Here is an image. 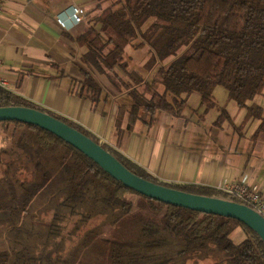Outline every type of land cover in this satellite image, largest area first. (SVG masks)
<instances>
[{
    "label": "trees",
    "instance_id": "trees-1",
    "mask_svg": "<svg viewBox=\"0 0 264 264\" xmlns=\"http://www.w3.org/2000/svg\"><path fill=\"white\" fill-rule=\"evenodd\" d=\"M87 23L73 38L84 48L74 92L97 102L104 90L99 77L107 79L131 99L129 128L156 111L182 116L192 93L205 113L217 106L213 91L222 85L246 107L240 126L259 119L257 131L264 130V109L247 104L264 88V0H95ZM144 46L145 73L129 69L127 48ZM0 106L44 111L98 141L80 124L2 87ZM226 118L222 107L215 123ZM104 148L146 180L240 202L208 185L163 181ZM237 228L244 233L239 242L230 237ZM0 239L7 243L0 264H264V241L245 223L139 194L54 133L16 120L0 122Z\"/></svg>",
    "mask_w": 264,
    "mask_h": 264
},
{
    "label": "crops",
    "instance_id": "crops-1",
    "mask_svg": "<svg viewBox=\"0 0 264 264\" xmlns=\"http://www.w3.org/2000/svg\"><path fill=\"white\" fill-rule=\"evenodd\" d=\"M94 2L1 0L0 80L8 85L0 87L80 124L100 144L117 149L163 181L222 189L245 178L264 197V130L257 131L259 119L241 127L245 111L236 113V104L224 103L230 123L216 124L218 112L212 108L203 113L198 105L194 118L185 110L182 116L156 111L152 120L147 115L129 128L131 99L107 79L99 77L104 90L97 102L74 92L83 78L79 56L84 48L73 38L88 24ZM73 5L86 12L80 23L70 17ZM120 106L126 109L121 112ZM236 124L240 125L235 129ZM238 229L236 242L244 238Z\"/></svg>",
    "mask_w": 264,
    "mask_h": 264
},
{
    "label": "water",
    "instance_id": "water-1",
    "mask_svg": "<svg viewBox=\"0 0 264 264\" xmlns=\"http://www.w3.org/2000/svg\"><path fill=\"white\" fill-rule=\"evenodd\" d=\"M16 120L34 124L67 141L135 192L167 204L235 218L253 228L264 241V217L243 203L192 194L146 180L122 165L104 145L54 116L25 106H0V122Z\"/></svg>",
    "mask_w": 264,
    "mask_h": 264
},
{
    "label": "rangeland",
    "instance_id": "rangeland-1",
    "mask_svg": "<svg viewBox=\"0 0 264 264\" xmlns=\"http://www.w3.org/2000/svg\"><path fill=\"white\" fill-rule=\"evenodd\" d=\"M128 51V54L130 55V58H128V68L129 69H136L142 73H145L144 70H143V64L144 62L146 61L147 57H148V50H147V47L144 46L142 48H132V47H128L127 49ZM127 55V54H126ZM128 56V55H127ZM144 58V60H142ZM173 59L172 56L168 57L167 59H165L163 61L164 64H166L167 62L171 61ZM143 61V62H142ZM156 74L155 71L149 73L148 75V79L151 81L154 77V75ZM159 91L162 92L163 91V86L160 85L159 86ZM213 94H214V97L216 99V102H217V106L214 107L212 110H216L218 112V115H217V118L219 116V113H220V110L222 107L225 108V105L224 103L226 101H228V105L227 107L229 106V104H236L235 101L233 99H230L227 95V91L226 89L222 86V85H218L214 88V91H213ZM189 104L184 108L185 112L189 114V116L191 118H194L196 117V113H195V107H197L198 105L202 108V110H204V108L200 105V99H199V95L198 93H192L191 95H189V98H188V101H187ZM227 103V102H226ZM251 103H255V104H258V105H261V106H264V88L262 90L261 93L259 94H256L252 99L248 100L247 101V104L250 105ZM237 106V105H236ZM238 110L236 111V113H238L240 115V110H243V112L245 111L246 112V107H238ZM226 109V108H225ZM209 110H207L208 112ZM228 112V111H227ZM229 114V113H228ZM241 117V116H240ZM245 117V113H244V116L242 118V120L244 119ZM241 119V118H240ZM230 120H231V117H230ZM230 120L229 119H224L222 122H225V121H228L230 123ZM236 119L232 118V121L234 122ZM241 120V121H242ZM237 125V124H236ZM240 125V124H239ZM237 125V127L239 126ZM129 198L127 199H131L134 203L136 202L137 200V197L136 195L134 194H129L127 195ZM237 230H239L238 228L235 229L230 237L232 239H234L236 237V234H237ZM110 231H107V234H109ZM105 236V235H104ZM7 248V243L5 241V239H0V250L1 249H6ZM174 264H190L189 262H185L183 261L182 259H177ZM201 264H211L210 261H204L203 263Z\"/></svg>",
    "mask_w": 264,
    "mask_h": 264
},
{
    "label": "built area",
    "instance_id": "built-area-1",
    "mask_svg": "<svg viewBox=\"0 0 264 264\" xmlns=\"http://www.w3.org/2000/svg\"><path fill=\"white\" fill-rule=\"evenodd\" d=\"M1 3V0H0ZM85 10L82 7L73 5L70 8V17L74 23H80L85 17ZM58 24L62 27L65 26V22L61 17L56 18ZM1 64V59H0ZM0 85H8L6 81L0 80ZM223 191L231 194L239 199L240 203L250 206L257 212H259L264 217V197L260 191L255 187L247 184L245 178L239 181L232 182L230 184L224 185Z\"/></svg>",
    "mask_w": 264,
    "mask_h": 264
}]
</instances>
